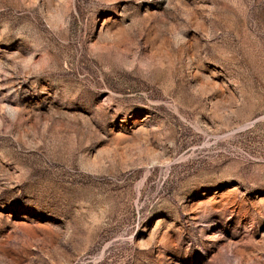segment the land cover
<instances>
[{
  "label": "rangeland",
  "instance_id": "1",
  "mask_svg": "<svg viewBox=\"0 0 264 264\" xmlns=\"http://www.w3.org/2000/svg\"><path fill=\"white\" fill-rule=\"evenodd\" d=\"M0 264H264V0H0Z\"/></svg>",
  "mask_w": 264,
  "mask_h": 264
}]
</instances>
